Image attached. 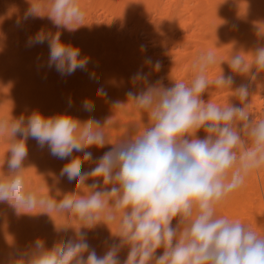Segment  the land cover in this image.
<instances>
[{
	"label": "clouds",
	"instance_id": "9594fccd",
	"mask_svg": "<svg viewBox=\"0 0 264 264\" xmlns=\"http://www.w3.org/2000/svg\"><path fill=\"white\" fill-rule=\"evenodd\" d=\"M28 3L18 27L46 17L57 29H41L26 41L29 47L47 45L46 67L62 77L86 72L99 84L100 77L88 68L90 56L61 39L62 30L74 32L84 25L80 0ZM257 35L250 49L233 42L227 60L218 59L214 49L199 53L187 81L172 79L166 85L163 76L153 81L163 65L145 56L122 82L130 85L124 100L111 98L99 84L96 97L114 114L131 107L147 117L146 123L125 128L115 141L108 134L117 123L114 115L81 120L71 114V97L57 114L32 110L0 115V141L8 145L0 164V204L7 203L18 216L51 217L55 212L66 221L54 225L57 238L51 246L43 237L23 246L13 244V252L0 264H264V235L217 211L250 176L264 173V113L250 107L252 96L264 92L261 27ZM140 51L146 53V45ZM217 65L220 72L210 79ZM212 90L231 94L221 105L211 100ZM80 107L93 113L95 101L85 98ZM29 140L66 161L58 174H50L53 186L44 180L46 192L28 183L26 171L34 168L25 164ZM108 145L94 159L90 149ZM85 164L93 166L85 170ZM65 178L75 182L74 190L54 187ZM36 208L44 211L33 213ZM100 225L109 231L100 244L102 253L89 240Z\"/></svg>",
	"mask_w": 264,
	"mask_h": 264
},
{
	"label": "bare ground",
	"instance_id": "6f19581e",
	"mask_svg": "<svg viewBox=\"0 0 264 264\" xmlns=\"http://www.w3.org/2000/svg\"><path fill=\"white\" fill-rule=\"evenodd\" d=\"M80 4L85 12L84 25L74 32L62 30L61 39L79 46L82 55L90 56L89 70L97 73L99 84L106 87L113 99H125L124 92L130 85L122 82L140 67L145 56L154 61L159 59L163 65L152 80L163 76L165 84L170 85L172 79L187 81L190 78L192 61L199 53L214 49L218 59L227 60L233 42L237 48L250 49L259 39L258 28L264 31V0H80ZM28 7V0H0V115L11 112L19 116L32 110L44 115L57 114L66 109L71 97L74 101L71 114L81 120L114 115L117 123L108 133L112 141L132 123L147 122L146 116L140 117L131 107L114 114L96 97L99 84L89 79L86 72L78 70L62 77L54 69H48L47 45L29 47L26 41L41 29L52 32L57 29L46 17L30 19L18 27L16 21ZM142 44L147 47L146 53L140 51ZM215 45L220 48L216 49ZM245 58L250 59V56ZM221 67L225 73L230 71L227 63ZM219 72L217 65L209 78ZM230 94L227 90H212L211 100L223 105ZM85 98L95 101L93 113L81 109V101ZM203 98L207 100L210 96L205 93ZM250 107L258 114L264 113V92L252 96ZM7 146L6 141H0V164ZM28 147L25 164L34 167L26 171L28 183L46 192V184L51 187L54 183L50 174H58L66 161L52 157L47 147L39 148L34 140L28 141ZM107 147L111 145L100 150L90 149L94 159ZM92 166L85 164L84 169ZM54 187L72 191L75 182L69 183L65 178ZM32 211L38 213L44 209ZM217 211L241 220L264 235V173L250 176ZM65 223V218L55 212L51 217L44 213L18 216L10 205L0 204V260H7L14 250L13 244L23 246L36 237L45 238L51 246L57 238L54 225L59 227ZM111 227L115 232L116 226ZM108 235L104 225L90 235V243L98 253H102L100 244ZM121 256L123 258L124 253Z\"/></svg>",
	"mask_w": 264,
	"mask_h": 264
}]
</instances>
